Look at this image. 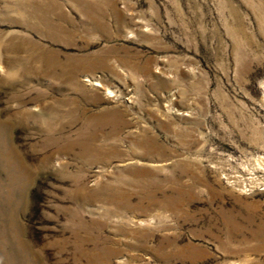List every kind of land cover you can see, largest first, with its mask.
I'll use <instances>...</instances> for the list:
<instances>
[{
  "label": "rangeland",
  "instance_id": "obj_1",
  "mask_svg": "<svg viewBox=\"0 0 264 264\" xmlns=\"http://www.w3.org/2000/svg\"><path fill=\"white\" fill-rule=\"evenodd\" d=\"M0 264H264V0H0Z\"/></svg>",
  "mask_w": 264,
  "mask_h": 264
}]
</instances>
